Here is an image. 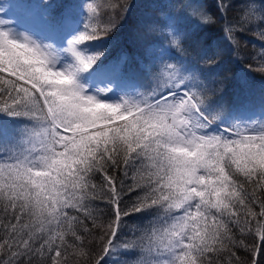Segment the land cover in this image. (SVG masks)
Segmentation results:
<instances>
[{
  "label": "snow or ice",
  "instance_id": "snow-or-ice-1",
  "mask_svg": "<svg viewBox=\"0 0 264 264\" xmlns=\"http://www.w3.org/2000/svg\"><path fill=\"white\" fill-rule=\"evenodd\" d=\"M132 7L0 4V264H264V0H148L107 59Z\"/></svg>",
  "mask_w": 264,
  "mask_h": 264
},
{
  "label": "trees",
  "instance_id": "trees-1",
  "mask_svg": "<svg viewBox=\"0 0 264 264\" xmlns=\"http://www.w3.org/2000/svg\"><path fill=\"white\" fill-rule=\"evenodd\" d=\"M14 1L21 0H0V4L5 3H13ZM25 4L31 2V0H25ZM99 7L100 12V21L102 23H108L109 20L113 19L112 9L114 5H118L122 3V0H92ZM133 7L131 11L127 14L126 18L121 22L119 19V11L116 12L115 20L120 24L118 30L112 35L110 41L108 43V56L107 59H113L118 56L122 49L128 47L127 38L128 36L139 27L141 19L144 17L145 12L147 11L146 5L148 0H130ZM233 8L229 10L228 16L229 19L233 17L236 11L241 6V0H232ZM213 10H214V0H212ZM259 5H257V8ZM25 10L23 8H15L12 9L9 14H24ZM152 15L155 16L156 13L153 11ZM259 15V13H257ZM20 15L19 17H21ZM259 21L253 22L254 30L246 32L240 42L239 46V54L241 59H243L246 63L252 64L255 68L257 66V62L253 60V57H259L261 53L260 45L262 43L261 38L258 35L259 29L255 28V25L258 24ZM208 35L217 41H220L221 38V25L217 24L213 26L208 32ZM151 39V37L149 38ZM222 46L223 43L221 42ZM241 68H245L244 64L237 65L233 62L232 58L226 57L222 67L218 70L219 75L217 79L223 80L227 89V94L229 96L235 94L240 90L239 81L235 78V74L239 72ZM246 70V69H245ZM248 80L251 84L252 88L256 92V96H259V89L262 83H264V78L261 77L259 72L253 71L248 73ZM90 229L92 228V224L89 221L87 225ZM93 240L92 236H87L85 234V244L89 245ZM87 250V249H86ZM238 254L243 255V249L237 250ZM85 258L77 256L75 261H72L71 264H84Z\"/></svg>",
  "mask_w": 264,
  "mask_h": 264
},
{
  "label": "rangeland",
  "instance_id": "rangeland-1",
  "mask_svg": "<svg viewBox=\"0 0 264 264\" xmlns=\"http://www.w3.org/2000/svg\"><path fill=\"white\" fill-rule=\"evenodd\" d=\"M16 3L25 4L26 2H25V0L14 1V4H16ZM20 15H24V14H20ZM20 15L19 14H16V13H14V14H8V16L6 18H19Z\"/></svg>",
  "mask_w": 264,
  "mask_h": 264
}]
</instances>
